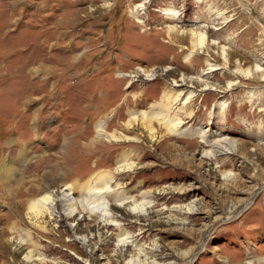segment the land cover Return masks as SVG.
<instances>
[{"label": "rangeland", "instance_id": "rangeland-1", "mask_svg": "<svg viewBox=\"0 0 264 264\" xmlns=\"http://www.w3.org/2000/svg\"><path fill=\"white\" fill-rule=\"evenodd\" d=\"M0 264H264V0H0Z\"/></svg>", "mask_w": 264, "mask_h": 264}, {"label": "bare ground", "instance_id": "bare-ground-1", "mask_svg": "<svg viewBox=\"0 0 264 264\" xmlns=\"http://www.w3.org/2000/svg\"><path fill=\"white\" fill-rule=\"evenodd\" d=\"M163 13H164L165 16L166 15L170 16L169 18L172 19V20H176L177 21V19H178L177 18V15H178L177 12L172 11V9L171 10H165ZM204 41H205L204 33L196 35L195 43L197 44V46L199 48L203 47ZM211 70H213V69H211ZM140 72H142V71H140ZM145 76L147 78H150V79L153 78V74L152 73L151 74H147ZM129 77H131V76H129ZM193 96H194V93L193 92H189L188 95L183 99L182 104L186 103ZM224 105H225V103H221L222 107H224ZM175 112H178V110L175 111ZM159 117H162L161 121H162L163 124H165L166 129H167L168 133L171 136H174V137H181V136L192 137V136L198 135L201 140H205L208 137L207 135H205L204 133L199 131L198 128L190 129V130L187 129V128L186 129H182L181 121H180L179 117L171 116L169 114L168 115L160 114ZM136 119H138V118L137 117H133L132 121L135 122ZM140 120H141V123L149 122V120H147V119H145L143 117H141ZM128 124H130V123H128ZM99 130H101V125L97 129L98 134L100 132ZM223 140L225 141V139H223ZM223 140L221 139L219 141H216V142H214L213 145L220 146V148L222 149V153H230V152H232L233 147L235 145V142H232V144H231V146L229 148L223 149L224 147H222V145H221L224 142ZM204 155L205 156H210L212 154H211L210 151L209 152L205 151ZM227 175H228L227 177H231L232 176L231 174H227ZM98 180H101V178L100 179L96 178L94 181L88 183V187L89 186L90 187H89V190L86 192L87 195L89 194L88 196H91L92 192H97L98 193V197H96L97 199L94 198L95 200H93V199L92 200L85 199L86 198L85 197L81 201L80 200L76 201L71 196V193L66 192L68 190V188L64 187L61 190L59 196H56L53 192L49 193V194H45L43 197L39 198L37 201L32 202L31 205H30V208L31 209L37 208L36 210H38L40 208L41 209V213L42 212H44V213L48 212L49 214L53 215V214L57 213L56 209L54 207V202L55 201H60L62 203V211L67 216H71V215H73L76 212V206L78 204V205H80L79 207H83L90 214H92V213L99 214V217L101 219H103L104 221L105 220H111L112 219V213L110 211V203L106 199L101 198V195L102 196L108 195L111 192V190L108 187L109 185H107L106 183H105V187H102V188L96 187L95 186L96 185L95 182L98 181ZM115 200L118 201L117 203L115 202L117 205L122 206V205L127 203L126 201L128 199H126L125 196L122 195V196L116 198ZM151 204H152L151 201H141L140 203H134L133 202L132 203V207L130 208V211L136 212V213H138L140 215H145L147 208ZM128 238H129L128 235H126L124 238L119 239V242H123L124 243V241L127 240Z\"/></svg>", "mask_w": 264, "mask_h": 264}]
</instances>
